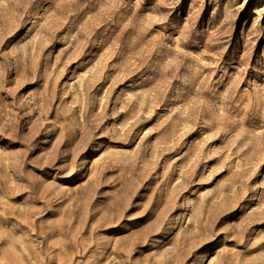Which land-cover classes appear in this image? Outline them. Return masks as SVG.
I'll use <instances>...</instances> for the list:
<instances>
[{
	"label": "rangeland",
	"instance_id": "rangeland-1",
	"mask_svg": "<svg viewBox=\"0 0 264 264\" xmlns=\"http://www.w3.org/2000/svg\"><path fill=\"white\" fill-rule=\"evenodd\" d=\"M0 264H264V0H0Z\"/></svg>",
	"mask_w": 264,
	"mask_h": 264
}]
</instances>
